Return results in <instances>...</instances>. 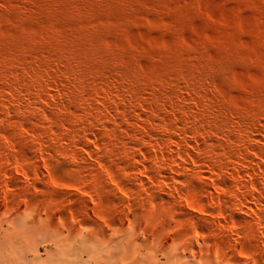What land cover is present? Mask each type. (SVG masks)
Masks as SVG:
<instances>
[{
	"label": "bare ground",
	"instance_id": "1",
	"mask_svg": "<svg viewBox=\"0 0 264 264\" xmlns=\"http://www.w3.org/2000/svg\"><path fill=\"white\" fill-rule=\"evenodd\" d=\"M62 34L66 37L67 33ZM72 38L78 42V38ZM112 48L108 52L115 63L119 55ZM97 49L87 50L85 60L73 61L74 48L69 51L56 44L54 60L53 55L52 61L50 58L47 61L49 55L41 54L46 59L39 58L37 66L33 62L26 73H20L19 59L10 61L0 53V202L14 201L21 205L31 202L29 193L45 192L51 194L47 211L61 214L59 218L64 220L69 205L75 219L79 215L86 219L92 214L91 219L98 223L101 232L105 228L99 220L107 218L103 211L108 206L102 190L109 186L118 204H124L129 211L135 210L140 220L144 218L148 224L158 222L166 226L165 218L170 210L179 209L183 216L177 220V228L168 225L164 233L180 236L186 231L189 236L183 240V248L194 257L204 247L207 253L212 249L210 242H194V235L201 234L220 239V248L228 256L225 260H231L232 264H264L262 91L258 93L259 100H250L241 108L237 102L226 99L227 91H220L222 87L217 91L211 86L223 77L225 70L211 68L214 71L201 69L203 73L192 71L168 82L163 80L166 84L160 77L153 83L139 75L151 90V94H145L138 73L114 69L111 58L107 62ZM91 60L102 67L99 64L93 67L95 62ZM126 63L133 67V63ZM114 73L116 78L108 77ZM199 76L206 81L202 85V79L199 85L196 83ZM67 111L79 114L71 113L73 117L69 118L64 113ZM67 162L79 168L68 170L78 178L68 186L71 195L65 202L55 195L61 181L51 175ZM36 182H42V186L35 185ZM123 192L135 195L136 205L126 204ZM13 193L20 194L19 200L10 199ZM159 198L168 200L169 213L165 211L168 216L161 211H150L153 207L146 211L150 205L156 208ZM138 209L146 213H137ZM120 215L109 219V224L121 226L119 221L123 223L125 217Z\"/></svg>",
	"mask_w": 264,
	"mask_h": 264
},
{
	"label": "rangeland",
	"instance_id": "2",
	"mask_svg": "<svg viewBox=\"0 0 264 264\" xmlns=\"http://www.w3.org/2000/svg\"><path fill=\"white\" fill-rule=\"evenodd\" d=\"M44 28H47L48 33L44 32ZM52 28L56 31L53 29L50 34ZM54 33L57 37V33L59 35L61 33L62 36V33L67 34L66 37L60 35L54 38ZM29 34H31L30 39ZM50 35L54 39H50ZM72 37L78 38V42ZM31 40L35 42L39 40L38 43L42 44L36 42V45L34 41L31 43ZM69 42L74 44L72 47L76 60L73 61H77L78 58V61L85 60L87 50L98 47L97 51H100L98 55L106 56L108 62L111 58L109 57L111 52L109 53L108 50L113 47V53L119 55L121 61L114 63L111 58L113 65L110 61L109 64L114 69L115 67L119 68L118 70L126 69L127 72L131 69L132 74L138 73L139 84L144 88L145 94H151V90L141 79L142 77L153 83L160 77V80L166 84L174 77L179 78L181 74L186 75L192 71L203 73V70L208 71L211 68H215V71L225 69L222 70L223 77H219L220 80L216 78L219 81L217 83L216 80L213 81L211 86L214 85L213 88L217 91L222 87L223 90L220 91H227L224 93H227L226 99L237 102L241 108H244L250 100H259L264 94V0H0V53L9 57L6 59L10 61L13 60L12 58L19 59L20 73L28 72L27 67L30 68V65L37 66L39 58L45 60L46 58L42 59L43 55L44 57L49 55L46 60L50 61L51 57L56 56L54 50L56 44H61L69 51L72 50L73 48H69L71 46ZM64 44L68 45V48ZM78 45L84 48V52ZM74 46L78 48L77 51ZM82 54H85L84 57ZM128 61L135 67L133 68L132 64L127 65ZM96 62H92L95 68L100 65ZM99 65L98 67L101 68L102 66ZM108 77L116 78V75L114 73L113 76ZM199 77L196 79L198 82L195 81L197 85L204 84L206 81ZM224 77L226 80L221 79ZM96 82L101 84L102 81L96 79ZM261 98L264 99V96ZM64 113L65 116L68 113L69 118L79 114L69 111ZM72 164L67 162L66 166L51 175L57 176L54 177L56 181L57 179L58 182L61 181L62 185L56 190L55 195L65 202H68L71 195L69 193L71 187L68 186L76 177L78 178L68 171L79 168ZM45 172L47 173L46 169ZM42 182H36L35 185L42 186ZM102 191L106 198L104 203L108 205L103 209L105 211L112 209V211L110 209L107 212L103 211L107 215L106 221L108 222L113 216H121L120 214L125 218L123 223L119 221L121 226L118 227L110 225V221L107 225L105 219H100L99 223L102 222L105 228L101 232L98 223L91 219L92 214L86 219L80 215L75 219L69 205L63 215L64 220L59 218L61 214L47 211L46 206L51 194L45 192L29 193L31 202L21 205H17L14 201L2 200L0 202V264H232L231 260H225L228 256L224 255L220 248L222 247L220 239L205 238L201 234H195L196 244L210 242L212 249L207 253L204 247V251L198 252L194 257L189 250L183 248L182 243L189 236L185 234L186 231H182L180 236L164 233L168 225L176 229L177 220L183 216L179 209H169L170 213L176 211V216L173 213L174 218L170 219L173 214L170 216L167 210L170 206L166 202L167 199L164 201L157 199L156 208L150 205L146 210L149 211L153 207L150 211H161L163 214L165 211L168 212L170 217L165 213L168 216L165 218L168 224L163 226L158 222L148 224L144 218H141V221L135 210L129 211L124 204H118L119 200L110 192L109 186ZM125 193L123 192V199L127 197V200L124 199L126 204L131 202L136 205V196ZM19 197V193L10 195V199L14 200H19ZM77 207L80 208L81 204ZM159 208L161 210H158ZM143 211L144 209H138L137 213H146ZM15 217L17 220L13 219ZM163 247L168 249L166 248L165 251ZM199 249L197 245V250Z\"/></svg>",
	"mask_w": 264,
	"mask_h": 264
}]
</instances>
